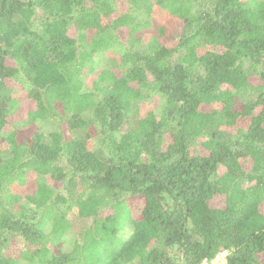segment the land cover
Here are the masks:
<instances>
[{
    "label": "trees",
    "instance_id": "obj_1",
    "mask_svg": "<svg viewBox=\"0 0 264 264\" xmlns=\"http://www.w3.org/2000/svg\"><path fill=\"white\" fill-rule=\"evenodd\" d=\"M263 202L264 1L0 0V264H264Z\"/></svg>",
    "mask_w": 264,
    "mask_h": 264
},
{
    "label": "rangeland",
    "instance_id": "obj_2",
    "mask_svg": "<svg viewBox=\"0 0 264 264\" xmlns=\"http://www.w3.org/2000/svg\"><path fill=\"white\" fill-rule=\"evenodd\" d=\"M264 1V0H262ZM152 23L154 24V27L157 26H165L167 29L166 35L161 39V42L164 44H171L174 43L177 38L179 37L180 31H181V25L182 23L176 19L169 17L166 13L164 12H158L153 15V18L151 19ZM109 58L115 59L118 57V54L115 52H109L107 54ZM93 78V76L91 77ZM90 78L88 77L85 81L86 84L89 85ZM12 86L16 87L17 92V105H16V115L13 117L14 119H22L25 114H27L30 111L36 110L35 108V102L31 99H29L26 96V93L22 90V86L18 83H12ZM156 104L155 103H150V105H147L146 107H150L151 109L155 108ZM49 127H46V130ZM32 126L26 127L22 131H20L22 134L21 136H28L33 132ZM56 189H59V185H54ZM32 186L27 185L26 188H21V187H14L13 188V194L22 196L24 195L25 192L31 191ZM126 207L128 208L130 215L134 219L140 218V213H141V206H142V198L141 197H131L127 198L125 200ZM219 204V200H214L211 203L212 207H216ZM261 212L264 213V202L261 204ZM69 218V223H70V228L69 231L65 234V239H75L78 235V233L85 227L89 226L90 220H81L73 217L71 214L68 215ZM18 245H13L11 246V251L16 252L19 248ZM258 259L260 261H264V254L258 255ZM219 264H224L225 262V256H219L218 258Z\"/></svg>",
    "mask_w": 264,
    "mask_h": 264
},
{
    "label": "built area",
    "instance_id": "obj_3",
    "mask_svg": "<svg viewBox=\"0 0 264 264\" xmlns=\"http://www.w3.org/2000/svg\"><path fill=\"white\" fill-rule=\"evenodd\" d=\"M219 256H226V252H223V253H221V254H219L218 256H216L213 260H211V261H208L207 259H204V260H202L199 264H219V262H218V258H219Z\"/></svg>",
    "mask_w": 264,
    "mask_h": 264
}]
</instances>
